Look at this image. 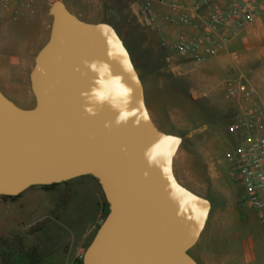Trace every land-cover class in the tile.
<instances>
[{
	"label": "water",
	"instance_id": "obj_1",
	"mask_svg": "<svg viewBox=\"0 0 264 264\" xmlns=\"http://www.w3.org/2000/svg\"><path fill=\"white\" fill-rule=\"evenodd\" d=\"M51 15L30 75L36 106L21 108L0 89V195L91 176L109 212L83 264H199L190 250L211 202L175 176L182 138L154 124L111 24L85 21L63 0Z\"/></svg>",
	"mask_w": 264,
	"mask_h": 264
},
{
	"label": "rangeland",
	"instance_id": "obj_2",
	"mask_svg": "<svg viewBox=\"0 0 264 264\" xmlns=\"http://www.w3.org/2000/svg\"><path fill=\"white\" fill-rule=\"evenodd\" d=\"M72 1L71 4L67 0L68 8L79 12L86 20L95 21L94 15L98 14L108 15L107 19L118 29L126 47L131 49L124 27L129 21H140L133 10L136 0H93V4ZM112 6L118 8L115 14L111 11ZM23 17L17 18L18 21L23 22ZM17 24L0 28V65L13 69L16 67H11L9 60L4 58L9 50L18 55L33 48L35 59L50 38L49 31L45 32L42 25ZM233 52L238 67L230 70V74L243 75V46ZM245 55L249 60V53ZM209 80L206 85H211V89L193 103L194 112L189 115L193 123L191 133L185 146H180L179 154L186 148L190 160L199 170L216 167L222 174L226 190L235 197V204L227 213L231 226L216 227L220 233L215 236L211 220L190 254L202 264L203 255L235 251L242 255L236 264H264L262 225L246 200L244 185L231 175L228 162V155L237 143L235 132L230 128L235 117L226 111L222 96L212 89L214 79ZM225 196L211 188L207 199L215 209L226 202ZM108 212L104 193L91 176L55 186H33L16 197L0 195V264H83L85 251ZM212 217L215 218V212Z\"/></svg>",
	"mask_w": 264,
	"mask_h": 264
},
{
	"label": "crops",
	"instance_id": "obj_3",
	"mask_svg": "<svg viewBox=\"0 0 264 264\" xmlns=\"http://www.w3.org/2000/svg\"><path fill=\"white\" fill-rule=\"evenodd\" d=\"M54 1L45 0L34 15H25L23 22L5 15L0 28L16 26L18 22L23 25L37 23L50 34L53 22L51 6ZM81 1L88 4L94 3L93 0ZM63 2L68 8L67 0H63ZM69 3L72 4L73 1L70 0ZM113 6L111 11L115 14L118 8ZM260 8V14L256 21L249 25L238 39L217 56L209 57L203 63H196L191 57L181 54L174 48L178 40L190 36L191 33H187L178 25L171 23L174 14L167 6L154 4L150 14L139 16V22L129 21L125 25L124 31L128 35L131 47L130 50L127 49L142 81L145 103L150 117L162 132L181 137L180 146H185V140L191 133L190 128L193 123L189 115L194 112L193 103L205 96L211 89V85H206L210 81L209 79H214L212 89L222 96L226 111L229 110L234 117L254 103L264 107V2L261 3ZM76 9L81 10L78 7ZM72 13L88 22L111 24L107 19L109 16L105 14L94 15L96 20L89 21L83 18L79 12L78 14ZM111 25L119 33L118 29L113 24ZM119 35L121 36L120 33ZM121 38L125 43L124 38L122 36ZM241 46H243L244 84L254 93L249 100L233 95L226 83L227 76H232L230 70L238 67V63L233 58L235 55L233 51ZM247 53L250 55L249 60L245 55ZM4 58L9 60L11 67L16 68L0 65V89L19 107L34 108L36 98L30 80L35 62L33 48L28 53L23 51L18 55L9 50ZM14 72L15 77L13 76ZM234 137L238 142L236 133ZM173 169L176 178L183 186L202 197L208 198L211 188L226 195V202L223 205H218L214 209L211 204L209 219L203 232L211 220L215 236L220 233L216 227H230L232 222L227 217V213L233 210L235 197L226 190L222 174L218 169L214 166L207 171L197 169L190 160L186 148L181 154L178 150L174 157ZM214 212L215 218L212 217ZM241 256L235 251L226 254L216 252L201 256L200 261L202 264H236Z\"/></svg>",
	"mask_w": 264,
	"mask_h": 264
},
{
	"label": "built area",
	"instance_id": "obj_4",
	"mask_svg": "<svg viewBox=\"0 0 264 264\" xmlns=\"http://www.w3.org/2000/svg\"><path fill=\"white\" fill-rule=\"evenodd\" d=\"M45 0H0V24L5 15L15 19L34 15ZM264 0H136L137 16H145L154 4L167 6L178 25L190 36L176 42L174 48L203 63L238 39L258 18ZM233 95L249 100L253 91L244 84L242 74L227 78ZM230 128L238 142L228 155L231 175L241 182L248 202L255 210L264 232V107L252 104L235 117Z\"/></svg>",
	"mask_w": 264,
	"mask_h": 264
},
{
	"label": "clouds",
	"instance_id": "obj_5",
	"mask_svg": "<svg viewBox=\"0 0 264 264\" xmlns=\"http://www.w3.org/2000/svg\"><path fill=\"white\" fill-rule=\"evenodd\" d=\"M89 67L92 68V69H95V65L94 64L89 65ZM89 111H91V110L89 109Z\"/></svg>",
	"mask_w": 264,
	"mask_h": 264
},
{
	"label": "trees",
	"instance_id": "obj_6",
	"mask_svg": "<svg viewBox=\"0 0 264 264\" xmlns=\"http://www.w3.org/2000/svg\"><path fill=\"white\" fill-rule=\"evenodd\" d=\"M55 185H57V184H52L51 186H55ZM49 187V186H48Z\"/></svg>",
	"mask_w": 264,
	"mask_h": 264
},
{
	"label": "flooded vegetation",
	"instance_id": "obj_7",
	"mask_svg": "<svg viewBox=\"0 0 264 264\" xmlns=\"http://www.w3.org/2000/svg\"><path fill=\"white\" fill-rule=\"evenodd\" d=\"M245 201V200H244Z\"/></svg>",
	"mask_w": 264,
	"mask_h": 264
}]
</instances>
